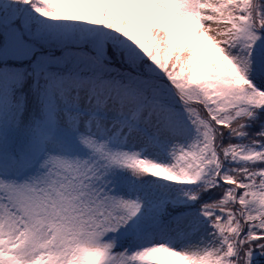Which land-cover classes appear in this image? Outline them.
<instances>
[{"label": "snow or ice", "instance_id": "snow-or-ice-1", "mask_svg": "<svg viewBox=\"0 0 264 264\" xmlns=\"http://www.w3.org/2000/svg\"><path fill=\"white\" fill-rule=\"evenodd\" d=\"M0 264H264V0H0Z\"/></svg>", "mask_w": 264, "mask_h": 264}]
</instances>
